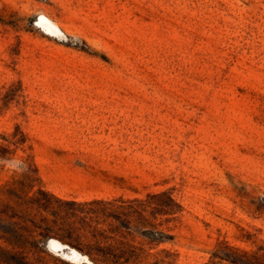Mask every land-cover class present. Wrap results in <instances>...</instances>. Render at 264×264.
<instances>
[{
    "label": "rangeland",
    "instance_id": "374dc122",
    "mask_svg": "<svg viewBox=\"0 0 264 264\" xmlns=\"http://www.w3.org/2000/svg\"><path fill=\"white\" fill-rule=\"evenodd\" d=\"M80 211L120 220L95 239ZM49 239L92 264H264V0H0V264H89Z\"/></svg>",
    "mask_w": 264,
    "mask_h": 264
},
{
    "label": "trees",
    "instance_id": "16d2710c",
    "mask_svg": "<svg viewBox=\"0 0 264 264\" xmlns=\"http://www.w3.org/2000/svg\"><path fill=\"white\" fill-rule=\"evenodd\" d=\"M39 194L42 196L41 198H37L35 201V203L39 206V207H43L45 209L49 208L50 204H51V200L54 199L56 202L58 203H62V204H71L70 202L67 201H63L61 199H58L56 197H53L52 195H49L48 193L40 190ZM161 196H165V194L161 195ZM98 203L97 201L93 202V204ZM72 204H77L76 202H72ZM162 206V205H161ZM175 208H179V206L175 203L174 199L171 196H168V204L163 205L161 212H165V213H174V209ZM81 213L85 214L84 217L80 218L79 223L82 225H87V216L90 215V223H95L94 226V231L95 234H93V238L97 239V225L100 224L98 222V217L100 216H105L107 218H114L115 220H120V217L115 215V211L110 212L109 214H107V211H80ZM72 216L74 217H78L76 212H72ZM125 222V221H124ZM127 224H129L128 221H126ZM89 227H92L91 225H89ZM71 230V227H70ZM35 235H33V232L30 233V237L33 238L34 240L31 242L29 240L30 237H26V235H20L19 236V246H21V248L23 250L28 249V247H32L38 251L43 250V247H41V244L44 242V239L46 238V234L43 232H39V231H34ZM32 234V235H31ZM37 236H39L40 238H36ZM54 237L59 238L61 241L65 242V243H78L80 242L81 238L80 237H73L72 233H68L66 236H58L57 234H54ZM62 242V243H63ZM24 252H21L19 255H11L9 256L7 259L4 260V262L6 264H28V262L25 261L26 257L23 256ZM228 258V257H226ZM251 259H256L255 257H252ZM224 260V258H223ZM225 260H229V259H225ZM251 261L247 260V261H239L237 259H235V261H232V263L235 264H251ZM128 260H126L124 263H119L118 261L113 262L112 264H127Z\"/></svg>",
    "mask_w": 264,
    "mask_h": 264
},
{
    "label": "bare ground",
    "instance_id": "6f19581e",
    "mask_svg": "<svg viewBox=\"0 0 264 264\" xmlns=\"http://www.w3.org/2000/svg\"><path fill=\"white\" fill-rule=\"evenodd\" d=\"M38 25L49 35L51 36H63V33L58 26L56 22L53 20L49 19L48 17L41 15ZM56 240V239H55ZM51 241L49 239V245H51V248L57 250V251H62L63 255L67 258L72 259L73 261L83 263V262H88L89 264H92L91 262L88 261L87 257L79 253L78 251L60 243L59 241ZM51 242V243H50ZM50 250V247H49Z\"/></svg>",
    "mask_w": 264,
    "mask_h": 264
},
{
    "label": "water",
    "instance_id": "95a60500",
    "mask_svg": "<svg viewBox=\"0 0 264 264\" xmlns=\"http://www.w3.org/2000/svg\"><path fill=\"white\" fill-rule=\"evenodd\" d=\"M46 247L49 249V240L46 243Z\"/></svg>",
    "mask_w": 264,
    "mask_h": 264
}]
</instances>
